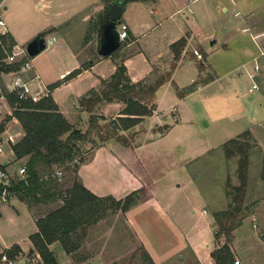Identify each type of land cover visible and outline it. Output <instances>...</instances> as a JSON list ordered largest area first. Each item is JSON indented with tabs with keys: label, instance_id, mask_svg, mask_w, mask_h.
<instances>
[{
	"label": "rangeland",
	"instance_id": "1",
	"mask_svg": "<svg viewBox=\"0 0 264 264\" xmlns=\"http://www.w3.org/2000/svg\"><path fill=\"white\" fill-rule=\"evenodd\" d=\"M104 1L0 0V16L5 23L0 26V34H13L15 45L11 51L25 48L40 32L45 38H55L42 52L29 56L31 66L43 81L56 84L52 101L83 131L88 127V114L82 111L80 117L71 118L74 103L95 85L97 74L108 73L111 63L106 59L88 66L89 59H99L96 41L88 35L94 32ZM160 1L156 7L161 16H146L137 5L128 8L126 16L133 20L134 31L145 35L120 54L133 53L128 65L130 74L139 79L147 75L144 77L148 82H153L169 69L171 59L164 58V54L172 50L173 42L167 47V41L181 32L185 52L177 62L179 69L173 80L185 92L184 97L179 99L171 83L161 87L154 112L133 128L117 131L131 140L132 148L119 143L122 139L104 140L113 130L118 102L100 104L104 119H100L90 142L80 143L83 160L95 147L111 141L112 151L107 152L122 164L117 161L118 169L105 166L103 153L97 165L103 170L102 176L107 177L106 187L122 193L130 186L141 185L130 192H137V206L127 210L128 216L121 209L109 212L90 227L71 261L60 245L54 244L57 263L74 264L76 257L82 256L84 264H148L144 249L155 264H211L209 254L215 247L213 213L227 208V182L233 186L239 183L238 157L227 159L223 144L249 130L251 149L245 192L249 211L236 229L230 249L239 264H264V0ZM177 5L183 8L167 18ZM210 40L214 42L210 44ZM150 63L152 72L144 74ZM255 64L258 70H254ZM67 70L60 79L59 73ZM25 75L32 76L30 72ZM7 78L6 73L0 74L4 87ZM210 80L203 88L200 84L192 92L185 91L194 82ZM253 83L257 89L248 93ZM2 107L0 118L6 115ZM95 113L100 115L98 110ZM78 160L68 169H56L61 171L60 175L56 171L54 174L62 190L70 186ZM0 161L8 163L10 178L22 176L18 173L20 162L12 161L4 148ZM53 207L47 204L28 208L15 195L2 198L0 264H6L3 255L12 262L26 259L28 263H41L36 251H29V236L36 230L33 218ZM13 246L19 251L11 259L7 250Z\"/></svg>",
	"mask_w": 264,
	"mask_h": 264
},
{
	"label": "trees",
	"instance_id": "2",
	"mask_svg": "<svg viewBox=\"0 0 264 264\" xmlns=\"http://www.w3.org/2000/svg\"><path fill=\"white\" fill-rule=\"evenodd\" d=\"M113 1H104V9L98 14L93 31L99 30V25L104 20V11ZM127 1L139 0H123V4ZM88 38H90L89 35ZM184 43V39L179 38L171 44L172 59L169 69L165 74L157 76L153 82H148L146 78L137 82L130 80L123 62L125 55L121 56L119 52L125 44L121 43L119 50L110 56L115 65L113 73L107 78L100 79L97 88L89 89L77 100L79 110L88 114V127L84 131L80 126L64 117L50 95L37 102L18 100L14 93L7 91L0 80V96H3L11 107V114H6L4 118L0 119V142L2 144L3 132L7 123L15 118L23 135L21 138L9 142L6 148L11 151L9 155L12 161L25 159L23 163L25 174L18 179L9 177L7 186L0 185V201L8 195H15L28 208L34 205L51 204L54 206L36 218L37 229L29 236L32 244L29 251H36L41 260L40 264H58L54 252L49 248L51 243L58 242L62 250L73 257L80 250L90 227L109 212L116 209L126 212L135 205L134 196L137 192L116 199L111 195H95L81 183L78 167L84 160L80 143L90 142L91 134H94L100 126V119H104V116L95 113L99 105L118 102L123 107L119 112L120 115L113 119V130L104 140L122 139L119 143L133 146L131 140L117 131L133 128L144 117H148L154 112V94L162 84L170 82L177 95L184 96L185 92L180 91L171 78L180 59ZM13 45L15 42L11 34H0V74L18 70L21 66L22 61L10 64L4 62ZM205 83L207 82H194L185 91L186 93L192 92L198 85ZM54 87H56L55 83L49 85L51 90ZM250 149L249 130L223 144L224 155L227 159L233 156L238 157L237 177L239 183L233 186L227 182L225 193L230 199L227 208L213 213L212 227L215 247L209 254L213 264H233L234 262L230 245L234 240L236 229L246 216L245 212L249 211L245 204V192ZM77 158L79 160L73 166L71 184L62 190L54 173L58 168L68 169V165ZM7 164L0 161V168L5 170ZM17 251L19 248L16 246L7 250L9 258H14ZM143 257L148 264H155L144 249ZM79 258L76 257L77 262L84 260L81 259L82 256Z\"/></svg>",
	"mask_w": 264,
	"mask_h": 264
},
{
	"label": "crops",
	"instance_id": "3",
	"mask_svg": "<svg viewBox=\"0 0 264 264\" xmlns=\"http://www.w3.org/2000/svg\"><path fill=\"white\" fill-rule=\"evenodd\" d=\"M159 3H162V1H160V0H139V1H127L125 4H124V12H123V14H122V23H124L126 26H127V29H126V32H127V35H128V40H124L123 41V43H125L124 44V46L122 47V49L124 48H128V47H130V46H132L135 42H137V39L139 38V37H141V36H143V35H145V32H142V33H140V35H138V33L137 32H135L134 31V23H133V20L132 19H130V18H128L127 16H126V12H127V10H128V8L131 6V5H137L136 7H137V9L139 10V11H142L144 14H146V16L147 15H152V17H154L155 15H158V16H161L162 14H161V12L159 11L160 9H158L157 7H158V4ZM150 5V6H149ZM157 6V7H156ZM161 6V5H160ZM183 6H185V5H183ZM7 8V7H6ZM183 7L182 6H176L175 8H174V10L170 13V14H167V18H170L172 15H174V13H178L181 9H182ZM104 9V8H103ZM125 17V18H124ZM150 19V18H149ZM146 20V19H145ZM165 20V19H164ZM154 19H150V22L151 23H154ZM162 20H160L159 22H161ZM143 24V23H142ZM155 24H157V23H155ZM9 31V30H8ZM10 32V31H9ZM97 30H95L94 32H93V34H92V36L90 35V38H91V40H95L96 41V34H97ZM10 34L12 35V37L14 38V36H13V34L10 32ZM181 34V32L180 33H178L176 36H174V37H172V38H170L168 41H167V43H166V46L168 47L172 42H174L175 40H177L180 36H182V35H180ZM53 37V36H52ZM90 40V39H89ZM14 41H15V38H14ZM96 43V49H97V42H95ZM122 49H118L119 50V52H121V50ZM184 52L185 51H183L182 50V53H181V56H180V59H182V57L184 56ZM165 53H167V54H164V55H166V57L164 56V58H169V59H172V52L171 51H169L168 50V52H165ZM156 55H158V53L156 54ZM134 55H133V53H130V54H127V55H125V58H124V65L126 66V72H127V75H128V77L130 78V80L132 81V82H137L138 80H142V79H144L145 77L144 76H147V75H144L143 77H141L140 79L139 78H137V77H135L134 75H131L130 74V68H129V62L131 61V59H132V57H133ZM158 57V56H157ZM163 58V59H164ZM106 59H111L110 58V56H108V57H100L99 56V59H95V60H91V59H89L88 60V66L89 67H91V66H93V65H97V64H100L102 61H104V60H106ZM179 59V60H180ZM111 61V63H110V67H109V69H108V73H99V74H97V77H96V83H95V85H91L90 86V88L89 89H94V88H97L98 87V85H99V81H100V79H104V78H107V77H109L112 73H113V71H114V69H115V65H114V63H113V61L112 60H110ZM179 62V61H178ZM178 63L176 64V67L174 68V70H173V72H172V80H173V76L175 75V72L179 69L178 68ZM155 68H157V66L155 67ZM148 71H145V73L144 74H149L150 72H152V64L150 63V67L147 69ZM31 74H37L39 77H40V75H39V73H37V71H35V68H31V70L29 71ZM68 72V70L67 71H65V72H61V73H59V78L60 79H64V74H66ZM3 74V73H2ZM107 74V75H106ZM6 78V77H5ZM41 78V77H40ZM4 79V78H3ZM174 81V80H173ZM45 84H47V85H52V84H54L53 82H51V81H43ZM212 82V80H210V81H208L207 83H205V84H202L201 86H200V88H203L204 86H207L208 84H210ZM5 83H6V81H5ZM166 83H170V82H166ZM166 83H164V84H162L157 90H156V92H155V94H154V98H153V103H154V105H156L155 104V101H157V95H158V91L161 89V87H163ZM174 83L176 84V82L174 81ZM176 86H177V84H176ZM6 87V86H5ZM178 87V86H177ZM56 87H54L53 89H52V91H51V93H50V96L52 95V92H53V90L55 89ZM179 88V87H178ZM199 88V87H198ZM88 89V90H89ZM87 90V91H88ZM86 91V92H87ZM85 92V93H86ZM84 93V94H85ZM184 97V96H183ZM183 97H179V99H181V98H183ZM77 98H79V97H77ZM78 100V99H77ZM111 103H114V102H111ZM104 104H110V103H104ZM2 106H4V108L6 109V114H11V109H10V107L8 106V103H7V101L5 100V98L3 97V96H0V107H2ZM74 111L70 114V117L72 118V116L73 115H78V117H80L79 116V114L82 112L81 110H79V108H78V105L76 104V102L74 103ZM105 107V106H104ZM118 109L115 111V115L116 116H118V115H120L119 114V112H120V110L122 109V107H123V105L121 104V103H118ZM3 108V107H2ZM100 108V109H99ZM99 108L97 109L98 111H100V115H102V116H104L103 114H102V112H101V109L103 108V106H100L99 105ZM96 110V111H97ZM61 112V111H60ZM84 112V111H83ZM63 115H64V113L63 112H61ZM87 114V113H86ZM97 114V113H96ZM64 117L68 120V118L66 117V115H64ZM1 119V118H0ZM70 121V120H69ZM71 121H72V119H71ZM142 122V121H141ZM156 126H158L157 124H156ZM22 135H23V132H22V130H21V128H20V125H19V123H18V121L15 119V118H12L8 123H7V125H6V128H5V131L3 132V137H2V151H3V148L4 149H6V151H8L9 152V154H11V151L10 150H7V146L9 145V142L8 141H6V139H7V136H11L12 138H13V141H15L16 139H18V138H21L22 137ZM111 143V141H106L105 143H103V144H101V145H99V146H97V147H95L93 150H92V153H91V155L86 159V160H84L80 165H79V167H78V176H79V179H80V181H81V183L87 188V189H89L92 193H94L95 195H98V196H105V195H111V196H113L114 198H116V199H120V198H123L125 195H127V194H129L133 189H136V188H139V187H141V185H134V186H130V187H128L125 191H123L122 193H121V191L118 193L117 191H116V189H114L113 190V188H111V187H106V181H107V177H105V176H102V174H104V173H102V171L103 170H101L100 169V167H98V163H100V157L102 156V155H104L103 153H105L106 154V156H105V158H104V160L102 161L103 163H105V166H107V165H112V167L114 168V169H118V167H117V161H120V160H118V158H116L115 156H111V155H109V153L107 152V151H109V150H111L112 151V149L110 148V146H109V144ZM126 147V146H125ZM128 148H132L133 146H131V145H129V146H127ZM2 153V152H1ZM24 161H25V159H21V160H19L18 162H20V166H19V168L21 167V166H23V163H24ZM5 163H7L6 161H4ZM120 163L122 164V162L120 161ZM103 165V164H102ZM119 165V164H118ZM18 168V169H19ZM106 171H108V173L106 174V176L107 175H109V170L108 169H106ZM106 173V172H105ZM97 175V176H96ZM95 177V179H97L98 181H96V180H94L93 178ZM115 185V184H114ZM25 205V204H24ZM26 206V205H25ZM135 206H137V205H135ZM131 209H133V207L132 208H130L129 209V211L131 210ZM129 211H127V216H128V213H129ZM32 217V216H31ZM35 220H36V218L34 219L33 218V223H34V225H35V228L37 229V227H36V224H35ZM36 231V230H35ZM34 231V232H35ZM236 236H237V234H236V231H235V233H234V240L236 239ZM234 240H233V242H234ZM232 242V243H233ZM58 242H54V243H51L50 245H49V248L53 251V249H52V247L54 246V244H57ZM59 244V243H58ZM60 245V244H59ZM32 248V244H31V246H30V249ZM66 254V253H65ZM67 256H68V258L70 259V261H71V258H70V256L68 255V254H66ZM210 257V256H209ZM26 260V259H25ZM250 260H252L251 258H250ZM210 263L212 264V262H211V258H210ZM27 262V261H26ZM28 263V262H27ZM85 263V261L83 260V261H81V262H76V263H74V264H84Z\"/></svg>",
	"mask_w": 264,
	"mask_h": 264
},
{
	"label": "built area",
	"instance_id": "4",
	"mask_svg": "<svg viewBox=\"0 0 264 264\" xmlns=\"http://www.w3.org/2000/svg\"><path fill=\"white\" fill-rule=\"evenodd\" d=\"M4 24L5 23L0 16V26H4ZM126 29L127 26L122 22L119 25H117V31L121 43L127 37ZM54 41H55L54 37L45 38L46 47L48 45H51ZM195 53L197 52L195 51ZM260 53L262 54L263 52L261 51ZM19 55H22V57L20 59H16V57ZM18 61H22L20 68L18 70L10 71L6 73L8 77L5 85L7 91L10 93H14L18 100H28L31 102H37L41 98L50 95L52 90L49 88V85L45 84L37 74H32L31 77H27V75H25L32 68L31 58L27 55L25 48H19L17 51L12 50L4 59V62L8 64ZM254 70H258V65L256 64L254 65ZM256 89L257 86L253 83L248 88V93H253L254 90ZM6 141L11 142L13 141V138L11 136H7ZM1 152H2V145L0 142V153ZM18 173L23 176L25 174V167L21 166L18 169ZM56 173L60 175L61 171H56ZM8 184H9V174L7 173L6 169L4 170L0 168V185L7 186ZM2 259L5 261L6 264L13 263L12 261L8 260L4 255L2 256ZM233 263L239 264V261L234 260Z\"/></svg>",
	"mask_w": 264,
	"mask_h": 264
},
{
	"label": "water",
	"instance_id": "5",
	"mask_svg": "<svg viewBox=\"0 0 264 264\" xmlns=\"http://www.w3.org/2000/svg\"><path fill=\"white\" fill-rule=\"evenodd\" d=\"M6 9V6H3ZM123 0H114L111 5L104 11V20L99 25L96 34L97 49L96 54L100 57L111 56L120 48L121 42L117 31V25L122 22V14L124 12ZM214 40H210L212 44ZM46 48L44 32H40L32 38L25 47L28 56L32 57ZM12 264H38L26 263L25 259H20Z\"/></svg>",
	"mask_w": 264,
	"mask_h": 264
}]
</instances>
